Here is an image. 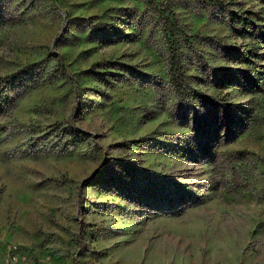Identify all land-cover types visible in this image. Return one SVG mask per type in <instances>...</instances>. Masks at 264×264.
Listing matches in <instances>:
<instances>
[{
    "label": "rangeland",
    "instance_id": "rangeland-1",
    "mask_svg": "<svg viewBox=\"0 0 264 264\" xmlns=\"http://www.w3.org/2000/svg\"><path fill=\"white\" fill-rule=\"evenodd\" d=\"M263 27L264 0H0V251L264 264Z\"/></svg>",
    "mask_w": 264,
    "mask_h": 264
},
{
    "label": "trees",
    "instance_id": "trees-1",
    "mask_svg": "<svg viewBox=\"0 0 264 264\" xmlns=\"http://www.w3.org/2000/svg\"><path fill=\"white\" fill-rule=\"evenodd\" d=\"M233 25L234 27L240 26L242 30L241 32L243 33L249 32L251 27L254 26L252 19L244 18V17H237ZM259 34L264 37V27L260 29ZM175 44L176 42H173L170 46V59H169L170 82L178 93L187 94L185 93V88L183 86V69L179 61L178 47L175 46ZM196 98H198L204 105H207V101L201 95H199ZM225 128H226L225 132L228 133L229 131L228 126H225Z\"/></svg>",
    "mask_w": 264,
    "mask_h": 264
},
{
    "label": "built area",
    "instance_id": "built-area-1",
    "mask_svg": "<svg viewBox=\"0 0 264 264\" xmlns=\"http://www.w3.org/2000/svg\"><path fill=\"white\" fill-rule=\"evenodd\" d=\"M22 248L17 245H8L0 251V264H23Z\"/></svg>",
    "mask_w": 264,
    "mask_h": 264
}]
</instances>
